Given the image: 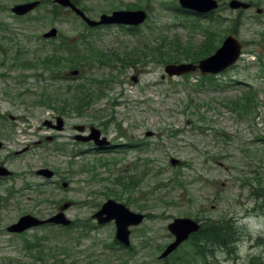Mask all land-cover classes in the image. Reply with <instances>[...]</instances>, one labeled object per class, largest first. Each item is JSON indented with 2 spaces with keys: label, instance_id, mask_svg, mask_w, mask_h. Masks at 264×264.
Wrapping results in <instances>:
<instances>
[{
  "label": "rangeland",
  "instance_id": "rangeland-1",
  "mask_svg": "<svg viewBox=\"0 0 264 264\" xmlns=\"http://www.w3.org/2000/svg\"><path fill=\"white\" fill-rule=\"evenodd\" d=\"M33 1L42 4L29 15L11 12ZM73 1L95 20L130 8L147 9L149 16L134 32L118 26L89 30L53 0H0V165L13 172L11 178L0 179V264H89L99 259L110 264H198L209 245H227L237 238L228 219L235 204L256 197L257 208L264 211L259 199L264 196V0H239L253 4L241 11L229 7L231 0H217L220 7L212 20L183 16L176 11L179 0ZM52 29L56 38L43 36ZM229 34L243 43V56L213 82L200 73L162 79L166 64L151 56L128 66L114 56L126 60L125 53L134 48L145 53L146 43L154 47L156 38L163 37L177 39L181 54L210 39L221 46ZM54 46L64 49L65 57L70 50L91 47L112 62H88L82 77L73 80L67 77L75 68H64L57 81L18 63L44 57ZM86 82L100 97L83 116H62L67 130L57 134L58 141L46 142L53 132L42 123L60 115L35 104L41 91L66 95L69 87ZM248 84L257 90L256 108L250 115L238 114L235 102L246 101ZM76 125L99 128L112 149L95 152L90 145L73 143ZM149 131L152 137L146 135ZM38 139L45 145L36 146ZM28 146L29 151L16 154ZM172 158L179 161L176 166ZM102 160L108 164L101 166ZM42 167L53 170L55 177H38L35 172ZM109 199L146 215L142 225L132 228L129 248L115 244L114 223L101 226L91 218ZM65 203H72L65 211L74 223L69 229L43 227L22 237L8 233L7 227L21 216L47 219ZM176 218L198 219L206 238L197 235L160 260L173 241L168 225ZM209 225L229 230L227 241H211ZM26 239L53 247V256L26 252ZM58 247L66 252L59 253Z\"/></svg>",
  "mask_w": 264,
  "mask_h": 264
},
{
  "label": "water",
  "instance_id": "water-1",
  "mask_svg": "<svg viewBox=\"0 0 264 264\" xmlns=\"http://www.w3.org/2000/svg\"><path fill=\"white\" fill-rule=\"evenodd\" d=\"M55 3H58L64 7L72 8L79 16H81L87 24L90 26H99L105 24H118V25H133L137 26L142 24L146 18L147 14L145 11H116L112 15H103L101 16L100 21H93L84 15V13L77 9L75 5L71 2V0H55ZM180 4L182 7L199 12V13H207L211 10H214L218 7V4L215 0H180ZM39 5L38 2L18 5L13 11L19 15H24L29 11L33 10ZM230 6L233 9H248L250 7L249 4L233 0L230 3ZM57 31L56 29H52L49 33L45 35L47 38L56 37ZM242 45L241 43L233 36L230 35L222 45V47L216 51V53L206 59L201 60L198 64L194 63H182V64H169L165 67V72L170 77L173 76H183L185 74L196 72L199 70L203 74H212L216 75L224 70L228 69L230 66L235 64L241 55ZM135 82H137V78H133ZM57 126L55 129L61 131L64 126V121L62 118L57 119ZM45 125L51 126L50 121H46ZM76 129L80 132L84 131L83 126L76 127ZM91 135L86 138L76 137L77 140L83 141H91L94 140L95 143L99 146L108 145L109 142L104 138L103 140H99L101 136V132L95 128L91 129ZM148 136H151V133H148ZM2 143L0 142V148L2 147ZM172 164L175 166L178 161L173 159ZM11 173L5 168L0 166V177L9 176ZM39 175H43L47 178H51L53 176V172L49 169H42L38 171ZM67 186V184H64ZM68 205L63 207V210L67 208ZM63 210L54 215L51 218L40 220L32 215H25L20 218V220L8 227V231L11 233H23L29 229L43 226L46 224L51 225H63L69 226L71 221L67 219ZM94 219H97L100 225L107 224L109 222L114 221L116 225V239L118 242L123 244L126 247L131 245V228L139 226L143 223L145 216L143 214L132 212L126 205L117 203L113 200H108L102 207V209L97 212L94 216ZM200 228V225L187 218L175 219L172 222L168 229L175 236V241L172 242L166 250L160 256V259H164L168 257L172 252H174L185 240L189 238V236L195 232H197Z\"/></svg>",
  "mask_w": 264,
  "mask_h": 264
},
{
  "label": "trees",
  "instance_id": "trees-1",
  "mask_svg": "<svg viewBox=\"0 0 264 264\" xmlns=\"http://www.w3.org/2000/svg\"><path fill=\"white\" fill-rule=\"evenodd\" d=\"M177 39L173 38L170 40V37H163V39L159 40L156 38V43L154 47H151L150 44L146 43L145 46L146 52L141 53L137 48H134L133 50H130L125 53L126 60L121 58L119 59V55L115 54V58L119 60L123 66H128L129 64H137L139 62H148L147 60L150 59V56L152 59L156 62H161L163 64H169V63H181V60H186L190 62H198L199 60L206 58L210 55H212L219 46L215 44L211 39L201 46L197 48L196 50L192 51L191 48H196L193 46H190L189 43L188 46L190 48L186 49L184 52L180 54V46L177 45L176 42ZM181 40V39H179ZM160 41V43H159ZM171 42V43H170ZM182 48V47H181ZM183 49V48H182ZM62 50L60 47L54 46L53 50H50L47 55L44 57L37 58L36 60H18L19 64L22 66L25 70H33V71H39L41 70L43 73H48L51 77L52 81H57L58 77L61 73V71L64 68H84L85 64L88 62H94L100 60L101 62H112V60H108L105 53H103L100 50H95L91 47H86L83 52L82 50L74 51L70 50L68 56L62 55ZM88 52V55H87ZM135 61V62H134ZM128 63V64H127ZM17 64V63H16ZM210 78V81H214V77H207ZM204 78V79H207ZM73 94H72V93ZM250 94L245 96L246 101L243 102V100H240L238 102H235L236 104V110L240 112H246L247 114L252 113L253 109L256 108V90H250ZM97 93L93 89L92 85H90L89 82L85 84H80L73 89L69 87V93L66 95L55 92V95H52L47 88H43L41 91L38 100L35 102L36 105L45 106L48 109H54L57 110L60 115L67 116L68 114L76 113L77 115L83 116L85 112L89 109L90 106H92L96 100L100 97L96 95ZM56 100H58L57 106L55 105ZM71 110V111H70ZM238 112V113H240ZM107 124V123H106ZM101 166L107 165L106 161H99ZM123 180V179H122ZM120 182V180H118ZM130 186L134 188L135 182H131ZM74 224V223H73ZM209 228L211 241H214L216 243H219V240H222L225 237V242L227 241L228 236L230 235L229 230L221 227H217L216 225H209L206 227V229ZM206 231V230H205ZM26 233L20 235L25 236ZM117 246L119 244L117 241L115 242ZM60 246V245H59ZM107 245L105 244L104 248H106ZM45 248V249H43ZM24 250L28 253L33 252L37 256L42 255L45 257L53 256L52 250L53 247H47L42 245L40 239H37L35 242L27 240L25 241ZM49 251V252H48ZM59 253L66 252L61 247H58ZM31 254V253H30ZM67 254V253H66ZM111 262H103V260L99 259V261H95L93 263L89 264H110ZM252 264H257L253 262Z\"/></svg>",
  "mask_w": 264,
  "mask_h": 264
},
{
  "label": "clouds",
  "instance_id": "clouds-1",
  "mask_svg": "<svg viewBox=\"0 0 264 264\" xmlns=\"http://www.w3.org/2000/svg\"><path fill=\"white\" fill-rule=\"evenodd\" d=\"M259 199L264 201V196ZM257 202L252 197L233 206L228 219L237 238L227 245H209L198 264H251L253 259L264 264V243H258L264 240V211L257 208Z\"/></svg>",
  "mask_w": 264,
  "mask_h": 264
},
{
  "label": "flooded vegetation",
  "instance_id": "flooded-vegetation-1",
  "mask_svg": "<svg viewBox=\"0 0 264 264\" xmlns=\"http://www.w3.org/2000/svg\"><path fill=\"white\" fill-rule=\"evenodd\" d=\"M74 2V1H73ZM53 3H54V1H53ZM77 6H78V3H76V2H74ZM42 4V3H41ZM41 6V5H40ZM39 6V7H40ZM58 6V5H57ZM60 7V6H59ZM79 7V6H78ZM62 8V7H61ZM63 9H65V8H63ZM66 11H68L69 13L71 12L72 14H74L75 16H76V14L74 13V11L72 10V9H65ZM48 130H51V129H48ZM51 132H53V130H51ZM54 133V132H53ZM88 133V131H87V129H86V132H85V134L83 135V137H87L89 134H87ZM49 136H46V138H45V141L46 142H48V143H54V142H56V141H58L59 140V136L57 135V134H54V135H51V137H53V140H51V141H48V138ZM70 140H72L74 143H82V142H75L74 141V137H71V139ZM45 141H43V140H41V139H38V141H36L35 142V145H36V143H37V146L38 147H41V146H44L45 145ZM87 145H90V149H92L93 151H95V152H106V151H109L110 149H112L111 148V146H109V147H106V148H98V147H95L94 146V144L92 143V142H89V143H87ZM27 150L29 151V147H27ZM26 150V151H27ZM201 225H202V223H201ZM204 232H205V230L204 229H202V227L200 228V230L196 233V234H193L191 237H190V239H189V241H193V239H194V237H196L197 235L198 236H201L202 235V238L203 239H205L206 238V236H205V234H204ZM204 241H200V244H202Z\"/></svg>",
  "mask_w": 264,
  "mask_h": 264
}]
</instances>
